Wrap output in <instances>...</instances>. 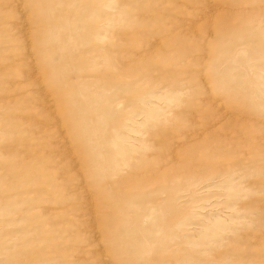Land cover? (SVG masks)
<instances>
[{
  "label": "rangeland",
  "instance_id": "1",
  "mask_svg": "<svg viewBox=\"0 0 264 264\" xmlns=\"http://www.w3.org/2000/svg\"><path fill=\"white\" fill-rule=\"evenodd\" d=\"M0 264H264V0H0Z\"/></svg>",
  "mask_w": 264,
  "mask_h": 264
}]
</instances>
